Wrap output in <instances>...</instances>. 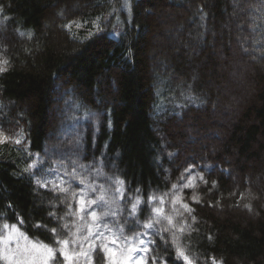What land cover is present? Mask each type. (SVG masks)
<instances>
[{
	"label": "trees",
	"instance_id": "16d2710c",
	"mask_svg": "<svg viewBox=\"0 0 264 264\" xmlns=\"http://www.w3.org/2000/svg\"><path fill=\"white\" fill-rule=\"evenodd\" d=\"M191 166L154 254L264 264V0H0V235L56 246L105 178L144 215Z\"/></svg>",
	"mask_w": 264,
	"mask_h": 264
},
{
	"label": "rangeland",
	"instance_id": "374dc122",
	"mask_svg": "<svg viewBox=\"0 0 264 264\" xmlns=\"http://www.w3.org/2000/svg\"><path fill=\"white\" fill-rule=\"evenodd\" d=\"M215 130V129H213ZM195 131L198 132V129L195 127ZM195 132V133H196ZM208 134L210 133L207 132ZM203 177V172L195 166H191L185 170L182 175L180 181L177 182L175 187L173 188L170 194H162L155 195L154 199L151 201L144 203L145 206V214L141 215L140 205L142 204L141 198L137 194L127 193L120 189L119 182L117 179L113 181L111 184H106L108 178H105L104 182L100 185V187L96 190V192H92L91 188L85 190L83 196L87 199H97L99 196L104 195L106 204L97 207L93 205V210L97 212V214L106 213V212H115L120 214L123 210L128 219L129 223L125 225H120L118 222V216H107L105 223H107L109 228H120L122 234L121 245H124V239L131 238L137 236L139 233L148 232L149 235L143 237L146 241L145 245H139L138 241H131L128 247H122L121 250L116 251V254L113 255L112 252H105L101 250V246L107 241H95L93 247L95 250H91L89 243H84L83 236L86 234V225L89 223V218L86 214L84 215V220L82 224L75 227L72 233L66 239L69 241L68 245L57 244L56 246L50 244L48 245L53 249V254L49 258L46 253H35V255L39 256L41 260L47 259L48 264H54L55 259L60 256L62 258V264H112L113 261L119 260L122 261L123 264H166L164 260H162L159 255L154 254L153 246H154V231L152 229H146L142 225L145 224L150 218L153 217V210L156 208L163 209V215L170 213L175 207L184 203L185 191L188 188H192L196 186V184ZM93 186V185H92ZM116 189H119V193H117ZM124 198V199H123ZM161 199L163 203H161ZM137 201L139 203L137 204ZM121 203L123 205L121 206ZM137 204L136 212L132 213V205ZM82 207V205H81ZM16 225L19 229L18 232L11 233L10 236L7 234V230H5L3 236L5 239L3 241L2 247L4 248V259L6 264H8L9 260H11L12 256L16 253V248L13 246L11 250H9V238L15 240L20 238L21 235L27 236L21 227L20 223L10 224L8 226ZM95 231V228L93 229ZM28 237V236H27ZM29 238V237H28ZM110 239V237H109ZM29 241H36L35 239L29 238ZM28 241H24L20 239V247L23 248ZM45 244V243H44ZM83 244V247L80 245ZM30 246V245H29ZM138 248H146L147 251H137ZM82 253L88 254V259L85 258ZM65 254L71 259H65ZM216 264H221V262H216Z\"/></svg>",
	"mask_w": 264,
	"mask_h": 264
},
{
	"label": "snow or ice",
	"instance_id": "6c2138e0",
	"mask_svg": "<svg viewBox=\"0 0 264 264\" xmlns=\"http://www.w3.org/2000/svg\"><path fill=\"white\" fill-rule=\"evenodd\" d=\"M82 183V181H81ZM122 183V182H121ZM59 187V185H57ZM61 191H64L63 188L60 189ZM96 188L92 187L91 191L96 192ZM117 193H119V189H116ZM154 199V198H153ZM80 202L82 207L79 208V212L82 214H86L89 218V223L86 225V234L83 236L84 243H89L91 250H95L93 247V244L95 241H107V243L103 244L101 246V250L107 252H112L113 255L116 254V251L121 250L122 247H128L130 245L131 241H138L139 245H145L146 241L143 237H146L149 235L148 232L139 233L137 236L124 239V245H121V239L122 234L121 229L116 228H109L107 223H105V220L107 216H115L117 213L115 212H106L97 214L95 210H93V205H96L97 207L102 206L103 204H106L104 195L99 196L97 199H87L83 195L80 197ZM139 201H137V204ZM161 203H163V200L161 199ZM137 204L132 205V213L134 214L136 212ZM185 208H187V205H184ZM163 215V209L156 208L153 210V217L150 218L145 224L142 226L146 229H152L155 224L160 223V220L156 217H160ZM84 215L80 216L81 220H84ZM168 220V223L170 226L175 227L173 224L171 217H166ZM95 228V231L93 229ZM4 229L7 230V234L18 232L19 229L16 225H12L11 227L8 225H4ZM55 232V229L52 230ZM179 231H183V228H180ZM110 237V239H109ZM5 239V236L0 235V259H4V248L2 247L3 241ZM20 239H23L24 241H28V244H26L23 248L20 247ZM9 250L13 246L16 248V253L12 256L11 260H9L8 264H48L47 259L41 260L39 256L35 255V253H46L47 256L50 258L53 254V249L49 247L47 244H44L42 241L36 240V241H29V238L27 236L21 235L20 238H17L15 240L9 238ZM57 244H63L68 245L69 241L67 240H57ZM30 245V246H29ZM80 247H83V244L80 245ZM115 249L116 251H114ZM137 251H147L146 248H138ZM177 254L180 258L183 259L184 264H193L192 258H190V255L186 253L183 249L177 248ZM82 255L85 256L86 259H88L87 253H82ZM65 259H71V257H68L65 254ZM112 264H123L122 261L116 260L113 261ZM155 264V261L153 262ZM213 264H216L215 260H213Z\"/></svg>",
	"mask_w": 264,
	"mask_h": 264
}]
</instances>
